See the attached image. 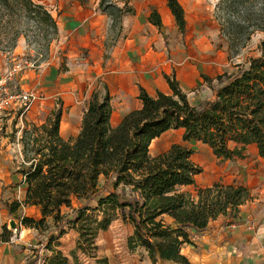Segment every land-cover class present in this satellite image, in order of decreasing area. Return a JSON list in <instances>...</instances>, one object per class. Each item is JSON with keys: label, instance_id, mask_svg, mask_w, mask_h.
I'll return each instance as SVG.
<instances>
[{"label": "trees", "instance_id": "obj_1", "mask_svg": "<svg viewBox=\"0 0 264 264\" xmlns=\"http://www.w3.org/2000/svg\"><path fill=\"white\" fill-rule=\"evenodd\" d=\"M78 1L86 5L90 0ZM167 7L179 33L185 35L187 18L181 0H167ZM98 9L119 32L123 19L135 15L128 3L121 7L112 0H100ZM215 12L231 56L239 55L254 33L264 31V0H220ZM148 21L164 30L156 8ZM22 35L28 44L38 43L49 52L58 39V21L34 0H0V47L6 44L12 50ZM259 50L258 57L238 65L235 73L215 78L202 74L212 91V98L202 102L192 103L172 73L165 75L170 94L157 91L152 96L140 87L141 107L115 127L106 86L93 92L74 138L61 136V100L44 123L24 121L23 163L17 173L26 186L25 199L6 206L10 215L23 206L37 208L40 218L24 216L21 225L46 232L45 242L26 264H68L59 241L84 219H91L95 233L121 219L132 220L144 235L171 239L172 244L161 251L150 244L153 264H190L181 253L184 245H193L219 218L225 225L235 224L240 208L255 198L249 187L241 183L197 187L203 168L193 161L192 149L174 144L153 157L151 146L165 133L181 130L183 142L205 145L219 159H245L248 148L255 146L264 160V41ZM203 81L198 80L197 86L202 87ZM189 187H196V193L185 190ZM65 208L70 212L65 213ZM12 236L4 226L1 241L10 242Z\"/></svg>", "mask_w": 264, "mask_h": 264}, {"label": "rangeland", "instance_id": "obj_2", "mask_svg": "<svg viewBox=\"0 0 264 264\" xmlns=\"http://www.w3.org/2000/svg\"><path fill=\"white\" fill-rule=\"evenodd\" d=\"M34 1L44 3L59 21L65 16L68 4H71L67 0ZM112 1L121 7L128 3L134 7L135 12H139V0ZM219 1H184L187 18L186 34L181 35L173 21L172 27L167 26L164 28V35H159L161 39L163 38L162 47L159 48L157 41L153 45L156 52L161 49L164 53L171 74L176 75L192 103L212 98V91L201 79L202 74L215 78L219 74L235 73L238 65H244L250 58L260 55L259 45L264 41V31H257L239 55L231 56L228 45L219 32L220 25L215 12ZM99 2L100 0H90L86 5L91 9L95 7L100 12ZM105 33L110 48L120 36L124 35V32L112 27V20L109 17ZM165 38L167 44H164ZM66 42L59 38L54 40L49 52L45 53L42 45L28 44L26 37L22 35L12 50L8 49L6 44L0 47V75L13 69L17 63L24 65L37 62L36 68H26L17 72L15 84L39 96L32 109L25 115L11 112L0 116V234L4 226L13 234L10 242L7 243L2 242L0 238V264H26L33 256L34 249L46 240V232L21 225V218L24 216L40 218L37 208L23 206L15 215H10L6 206V203L22 202L25 199L26 186L22 185L21 176L17 173L23 163V146L20 139L25 127L24 121L39 125L44 123L61 100L65 112L63 133L67 129L70 133L69 138H74L78 135L82 112L84 113L87 108L93 92L103 91V81L100 78H87V76L83 80V86L78 87L77 90L75 87L69 88L67 83H71V80L75 81L78 76L92 71L93 59L85 49H76L75 53L68 57L67 51L70 50V45ZM104 58L109 61L112 55L108 53ZM198 80L203 81L202 87L197 86ZM68 96L79 105L76 110H72L73 107L69 108ZM14 130L17 132L13 136ZM174 144H182L194 151L193 161L203 168V173L196 179L197 187L212 186L215 183L244 184L254 170H260L264 174V160L259 157L255 146L248 148L245 159L225 161L217 158L205 145L183 142L181 130L169 131L155 140L151 146V155L158 156L168 151ZM185 190L196 193V187ZM255 194L254 192L253 195ZM74 207H77L76 203ZM63 211L67 213L70 209L65 208ZM12 221L16 224L15 229L10 225ZM151 243L161 251L171 245L172 240L144 235L132 220L118 219L108 230L95 233L91 219H84L78 224L77 230L70 231L59 241L58 249L67 258L68 264H127L134 262L135 259H143L145 255L149 257Z\"/></svg>", "mask_w": 264, "mask_h": 264}, {"label": "crops", "instance_id": "obj_3", "mask_svg": "<svg viewBox=\"0 0 264 264\" xmlns=\"http://www.w3.org/2000/svg\"><path fill=\"white\" fill-rule=\"evenodd\" d=\"M67 1L71 4H68L65 16L60 21L52 14L58 21V38L70 45L68 57L76 49H85L93 59L92 71L78 76L75 81L71 80V83H67L69 88L75 87L77 90L83 86L86 76L100 78L112 97L111 124L114 127L125 115L141 107L138 99L140 87L152 96L157 91L171 93L165 79V75H171V68L167 66L161 49L156 52L153 48L156 41L159 48L162 47L163 38L159 35H164V30L159 31L148 21L152 8H156L162 17L164 28L172 27L174 18L167 7V0H139V12L123 19L124 35L111 48L107 45L108 36L105 33L107 15L78 0ZM184 1L189 0H181V3ZM108 53L112 55V59L106 61L104 56ZM67 98L69 108L76 110L79 105L72 97ZM64 116L65 112L61 123V136L68 140L69 131L65 129L63 133ZM244 184L253 194L256 193V197L240 208L235 224L225 225L224 219L219 218L211 222L203 234L196 237L193 245L186 244L182 247L181 253L190 264H264V174L260 170H254ZM127 264L153 263L145 255L143 259H135Z\"/></svg>", "mask_w": 264, "mask_h": 264}, {"label": "built area", "instance_id": "obj_4", "mask_svg": "<svg viewBox=\"0 0 264 264\" xmlns=\"http://www.w3.org/2000/svg\"><path fill=\"white\" fill-rule=\"evenodd\" d=\"M35 65H37V62L36 64L26 63L24 65L17 63L13 69L0 75V116L11 112L23 116L37 102L39 96L36 93L19 88V85L15 84V74L17 72L23 71L26 68H36Z\"/></svg>", "mask_w": 264, "mask_h": 264}, {"label": "water", "instance_id": "obj_5", "mask_svg": "<svg viewBox=\"0 0 264 264\" xmlns=\"http://www.w3.org/2000/svg\"><path fill=\"white\" fill-rule=\"evenodd\" d=\"M10 225H11V227H12L13 229H15V228H16V224H15V222H14V221H12Z\"/></svg>", "mask_w": 264, "mask_h": 264}]
</instances>
